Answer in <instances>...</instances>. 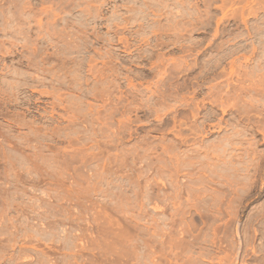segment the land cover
<instances>
[{
  "label": "rangeland",
  "instance_id": "rangeland-1",
  "mask_svg": "<svg viewBox=\"0 0 264 264\" xmlns=\"http://www.w3.org/2000/svg\"><path fill=\"white\" fill-rule=\"evenodd\" d=\"M0 264H264V0H0Z\"/></svg>",
  "mask_w": 264,
  "mask_h": 264
}]
</instances>
